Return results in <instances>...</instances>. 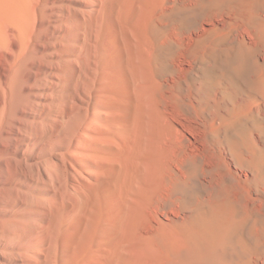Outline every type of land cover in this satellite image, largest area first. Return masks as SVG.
<instances>
[{
	"label": "bare ground",
	"instance_id": "1",
	"mask_svg": "<svg viewBox=\"0 0 264 264\" xmlns=\"http://www.w3.org/2000/svg\"><path fill=\"white\" fill-rule=\"evenodd\" d=\"M198 1L0 0V264H156L206 124L168 57Z\"/></svg>",
	"mask_w": 264,
	"mask_h": 264
},
{
	"label": "rangeland",
	"instance_id": "2",
	"mask_svg": "<svg viewBox=\"0 0 264 264\" xmlns=\"http://www.w3.org/2000/svg\"><path fill=\"white\" fill-rule=\"evenodd\" d=\"M198 6L202 14L188 26L171 11L167 35L181 47L168 49V57L184 93L192 98L200 90L206 124L198 128V156L188 155L185 181L170 186L176 193L167 195L168 231L155 226L149 248L156 264H264V36L253 37L254 48L241 37L244 26L253 32L252 23L264 20V0Z\"/></svg>",
	"mask_w": 264,
	"mask_h": 264
}]
</instances>
